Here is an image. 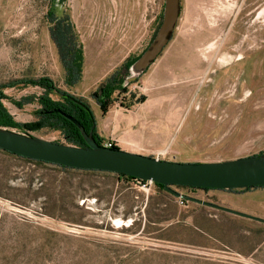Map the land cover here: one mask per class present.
<instances>
[{"label":"rangeland","instance_id":"374dc122","mask_svg":"<svg viewBox=\"0 0 264 264\" xmlns=\"http://www.w3.org/2000/svg\"><path fill=\"white\" fill-rule=\"evenodd\" d=\"M163 6L164 0H0V86L46 77L59 91L90 103L98 117L92 91L149 45ZM51 9L55 18L68 17L82 44V76L72 86L50 36ZM246 11L240 0H180L171 37L147 68L153 70L161 55L176 62L160 83L163 93L154 95L158 89L141 75L128 86L136 97L161 102L169 125L180 123L178 130L192 108H199L201 125L213 123L211 131L231 114L230 130L212 141L201 157L205 162L264 154V0L259 19ZM102 42L109 44L105 51L97 48ZM174 87L177 93L167 92ZM3 92L15 121L36 119L39 87L16 85ZM178 130L172 131V143ZM30 134L63 141L47 128ZM170 188L264 218V187ZM0 264H264V224L192 201L183 204L154 183L35 164L0 150Z\"/></svg>","mask_w":264,"mask_h":264},{"label":"water","instance_id":"95a60500","mask_svg":"<svg viewBox=\"0 0 264 264\" xmlns=\"http://www.w3.org/2000/svg\"><path fill=\"white\" fill-rule=\"evenodd\" d=\"M179 16V0H164L163 14L156 33L130 66L126 83L134 81L159 56L167 45ZM80 130L87 147L46 140L0 127V149L47 163L76 169L101 170L124 174L143 181L160 184L164 190L187 201L264 224V218L181 194L170 186L199 189H240L264 186V154L213 162H176L157 157L100 146L75 119L67 116Z\"/></svg>","mask_w":264,"mask_h":264},{"label":"trees","instance_id":"16d2710c","mask_svg":"<svg viewBox=\"0 0 264 264\" xmlns=\"http://www.w3.org/2000/svg\"><path fill=\"white\" fill-rule=\"evenodd\" d=\"M62 1L63 0H54L55 3H59ZM47 16L50 22L53 23V26L49 28V32L52 40L57 47L62 65L65 69L66 83L68 86H72L80 81L82 76L84 60L82 44L77 40L73 30V25L69 22L67 16H65L64 19L55 18L52 9L50 11H47ZM139 55H129L92 91L91 98L97 103L103 113H105L115 102L118 103L121 107L129 109L134 104L142 103L145 100L144 95H139L138 97H136L135 94L131 93L128 89V86L132 83H135L138 78H136L132 82L126 83V78L130 75V66ZM16 85L36 86L39 87L42 91L39 96L35 97L38 108L35 110L36 119L31 122L19 123L15 121L3 104V100L7 99V96L6 94H4L3 90L5 88H11ZM52 94H54L57 98L53 99L51 96ZM125 94L128 95L127 101L123 99L125 97ZM25 100L26 102H28L32 100V97H26ZM14 104L19 108L22 105L19 101H14ZM67 116L72 117L81 126H83L86 133H89L91 131L92 138L97 142L98 145H102L103 139L100 138L96 132L94 116L88 102L84 101L82 98H78L66 92L59 91L56 85L50 79L46 77H39L37 79L14 80L0 86V127L2 128L16 129V132L25 135H31L30 132L39 131L42 128H47L53 131H58L63 139L62 142H64L65 144L77 147H87L79 128L71 120H69ZM54 142L62 143L60 141ZM113 149L118 148L113 147ZM0 150L10 155L23 158L24 160L31 163L55 165L65 169H76L58 164L47 163L44 161L29 159L2 149ZM261 154L263 153H260L258 155ZM77 170L90 172L101 171L92 169ZM112 174L115 175L119 180H125L129 183H145L144 181L132 176L118 173ZM154 184L158 188L164 189L162 185L156 183ZM178 187H182L187 190L199 189L189 186ZM262 187L264 186H250L236 190L249 191L253 188ZM202 190L207 191L216 189L206 188ZM185 202H187V200L181 199V203L184 204Z\"/></svg>","mask_w":264,"mask_h":264},{"label":"crops","instance_id":"0c3cea01","mask_svg":"<svg viewBox=\"0 0 264 264\" xmlns=\"http://www.w3.org/2000/svg\"><path fill=\"white\" fill-rule=\"evenodd\" d=\"M160 59L153 70L147 72L146 69L141 74L143 77L141 79L150 82L158 89L152 92L154 95L163 93L162 89L164 86L160 83L165 78L167 71L173 70L172 65L176 63L173 61L174 64H172L166 58L162 60V55ZM188 64L192 68L195 65L194 62ZM169 84L175 85L176 83L171 82ZM167 92L177 93V90L175 87L170 90L167 88ZM147 101L148 98L145 96V100L142 103L135 104L129 109L123 108L115 102L105 113L100 110L95 102L100 110L98 117L94 115L91 105L88 103L94 116L95 129L98 136L103 140H112L115 144L114 147L131 153L169 161H178L179 159L177 158L182 156L184 157V162H205L201 157L208 155L213 147L212 141L221 134L220 139L225 134L226 129L230 130L231 120L229 118L231 114L225 115L223 121L218 124V128L211 131L210 128L213 123L205 120L201 125L198 121L199 119H196L199 108H192L185 112V120L182 123V127L178 130L180 123L177 125L176 120H174L171 124L172 126L169 125V119L165 118L167 111L161 107V102L157 100ZM148 103H151L149 108H147ZM177 115L174 111L172 112L173 117ZM177 130L180 133L179 137L172 143L173 132ZM165 155H168V157ZM255 189L258 188L250 189L247 192ZM243 211L248 212L246 210Z\"/></svg>","mask_w":264,"mask_h":264},{"label":"flooded vegetation","instance_id":"af4514ba","mask_svg":"<svg viewBox=\"0 0 264 264\" xmlns=\"http://www.w3.org/2000/svg\"><path fill=\"white\" fill-rule=\"evenodd\" d=\"M263 0H240V4H242L243 9L247 10L244 14L245 16H250L252 20L259 19L257 18L258 12L257 11L260 6L262 5ZM253 5L248 8L249 6ZM249 9V10H248ZM179 11H180V0H179Z\"/></svg>","mask_w":264,"mask_h":264},{"label":"built area","instance_id":"2783aa9c","mask_svg":"<svg viewBox=\"0 0 264 264\" xmlns=\"http://www.w3.org/2000/svg\"><path fill=\"white\" fill-rule=\"evenodd\" d=\"M101 146H104V147H106V148H113L114 146H115V144H114V142L112 141V140H103V142H102V145ZM143 181V180H142ZM145 183H139V184H142V185H146V184H148V183H153V182H151V181H144ZM179 198V200H180V202H181V199L182 198H180V197H178Z\"/></svg>","mask_w":264,"mask_h":264},{"label":"bare ground","instance_id":"6f19581e","mask_svg":"<svg viewBox=\"0 0 264 264\" xmlns=\"http://www.w3.org/2000/svg\"><path fill=\"white\" fill-rule=\"evenodd\" d=\"M108 39V38H107ZM109 44H106L105 42H102V45H99L97 48L99 51L106 50L108 48Z\"/></svg>","mask_w":264,"mask_h":264}]
</instances>
